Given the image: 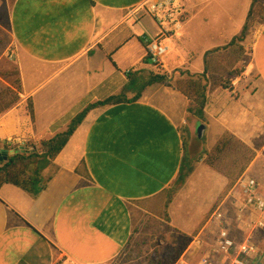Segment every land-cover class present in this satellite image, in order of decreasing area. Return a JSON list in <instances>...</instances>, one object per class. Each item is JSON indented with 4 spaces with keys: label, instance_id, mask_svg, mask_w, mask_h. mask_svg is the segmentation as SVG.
<instances>
[{
    "label": "crops",
    "instance_id": "crops-1",
    "mask_svg": "<svg viewBox=\"0 0 264 264\" xmlns=\"http://www.w3.org/2000/svg\"><path fill=\"white\" fill-rule=\"evenodd\" d=\"M145 1H12L8 25L20 91L18 101L0 112V144L39 143L64 131L88 104L118 94L126 100L86 113L41 169L43 185L35 196L10 183L0 186V264H108L128 243L136 216L161 217L173 234L187 237L172 264H199L217 236L220 224L209 216L219 205L235 221L238 229L227 223L235 242L249 238L256 246L249 264H264V230L247 228L255 214L235 219L236 180L230 185L226 174L205 162L227 133L254 152L238 177H253L252 165L264 157V23L232 89L207 91L201 120L187 111L189 100L173 84L186 73H202L206 52L240 33L252 0H183L186 19L163 38L168 52L158 65L145 56L141 41L142 33L159 32L151 15L139 10ZM154 74L166 75L170 85L146 84ZM184 162L191 171L169 200ZM203 185L210 188L204 198ZM211 259L232 264L223 255Z\"/></svg>",
    "mask_w": 264,
    "mask_h": 264
},
{
    "label": "trees",
    "instance_id": "trees-1",
    "mask_svg": "<svg viewBox=\"0 0 264 264\" xmlns=\"http://www.w3.org/2000/svg\"><path fill=\"white\" fill-rule=\"evenodd\" d=\"M13 1V0H12ZM257 19L260 23H264V0H252L248 14L246 16V23L244 24L239 35L234 36L231 41L222 46L216 47L206 52L205 54V68L202 73L190 74L186 73L184 77L174 82L173 87L180 91L189 100L187 111L199 119H203V108L206 103V93L213 87L221 86L223 88L232 89V80L241 73L240 67H234L236 59L243 53V47L240 44L245 37V29L249 21ZM239 53V55H238ZM161 82L170 85L166 80V75L154 74L146 82V84ZM16 89L14 93H10L9 87H5L0 92V112H3L12 107L18 101L17 92L20 91L19 79L16 80ZM138 92L133 99L139 97ZM11 94V95H10ZM12 96V97H11ZM126 100L123 94L112 95L104 100H100L88 104L79 113H77L69 122L67 128L55 134L53 137L39 142L40 150H35L34 144H30L32 151L24 148L19 149L15 146L4 145L0 150V186L3 183H10L30 192L34 196L39 192L43 184H40V171L50 163L56 155L62 150L71 134L76 127L81 123L86 113L94 107L115 104ZM27 109L32 117L31 101L27 102ZM228 150L234 151V158L231 162L232 166H238V174L232 175L228 170L222 167L219 162L223 160L224 153ZM4 151H8L4 157ZM235 151H238L239 156H236ZM254 158V152L246 146H243L231 134H224L216 143L212 151L206 156L205 162L216 168L217 170L226 174L230 179V185L237 179L238 175L247 167V165ZM37 163V169L33 170V165ZM191 167L184 162L174 183V186L169 189L167 199L170 200L176 186L181 184L185 177L190 173ZM48 176L45 180L50 179ZM176 234V233H174ZM179 238H187L184 234H176ZM132 235L130 236L131 239ZM128 240V242L130 241ZM187 242V241H186ZM186 242L176 251L172 256H166L167 260L164 264H172L179 252L185 247ZM127 245V244H126ZM122 248L119 255L125 249ZM118 255V256H119ZM118 256L116 258H118ZM115 258V259H116Z\"/></svg>",
    "mask_w": 264,
    "mask_h": 264
},
{
    "label": "rangeland",
    "instance_id": "rangeland-1",
    "mask_svg": "<svg viewBox=\"0 0 264 264\" xmlns=\"http://www.w3.org/2000/svg\"><path fill=\"white\" fill-rule=\"evenodd\" d=\"M181 1L183 3V0ZM11 3L12 0H0V92L4 90L5 87H9L11 90L10 93H14L16 89L15 82L19 79V72L15 61L16 49L11 38L8 25V14ZM261 24L262 23H260L257 19H254L249 21L248 26L245 29V37L243 41H241L243 43L242 46L245 52V54L242 56L244 62L240 63L239 65L242 70L244 68L243 66L247 65L250 58V48L253 43L254 32L260 27ZM237 35H239V33ZM51 84L53 83L49 82V85L47 84L46 88ZM27 102L28 100H26L24 103L26 108ZM187 131V128L183 127L184 137L186 136ZM30 144H34L35 150H40V144L38 142L32 143L28 140H20L14 146L15 148H24L26 150L32 151L33 148ZM1 146L3 145L0 144V147ZM233 158L234 156L232 153L231 156H225L223 160L219 162V164L229 172L236 173L237 168L231 164ZM252 169L254 171L249 174L255 177L259 181L260 186L262 185L264 189L263 156H260V160L255 161V163L252 165ZM208 191H210L209 185H203V198L207 195ZM228 220L230 221L231 229L237 228L233 218L230 217ZM235 235L236 237L239 236L237 233H235ZM234 240L236 239L234 238ZM186 241V238H179L178 235L173 234L166 227L161 217L152 218L149 216H136L134 219L132 237L130 241L127 243L125 249L118 256V258L114 259L108 264H164L165 261L163 260L168 256L175 254L176 251ZM60 264L64 263L60 261Z\"/></svg>",
    "mask_w": 264,
    "mask_h": 264
},
{
    "label": "built area",
    "instance_id": "built-area-1",
    "mask_svg": "<svg viewBox=\"0 0 264 264\" xmlns=\"http://www.w3.org/2000/svg\"><path fill=\"white\" fill-rule=\"evenodd\" d=\"M141 9L151 15L159 30L155 35L148 32L141 35L145 56L152 64L158 65L168 52V46L163 43V38L175 34L182 28L186 11L181 0H146L139 6V10ZM232 190L237 195L234 203L235 219L242 221L246 215L253 212L255 219H246L248 230H264V194L260 191L258 181L254 177L242 174L236 179ZM209 219L218 221L220 227L214 243L210 246V252L200 259L199 264H213L211 254L227 256L232 264H249L257 248L249 238L240 244L235 242L227 225L229 220L221 205L215 208ZM195 241L199 243L198 238Z\"/></svg>",
    "mask_w": 264,
    "mask_h": 264
},
{
    "label": "water",
    "instance_id": "water-1",
    "mask_svg": "<svg viewBox=\"0 0 264 264\" xmlns=\"http://www.w3.org/2000/svg\"><path fill=\"white\" fill-rule=\"evenodd\" d=\"M203 129H204V125H200L198 127L197 131H198L199 135H202ZM3 153H4V157H6L7 152L4 151Z\"/></svg>",
    "mask_w": 264,
    "mask_h": 264
}]
</instances>
